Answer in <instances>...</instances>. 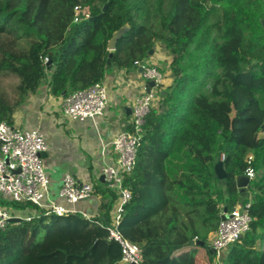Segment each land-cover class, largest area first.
<instances>
[{"label": "trees", "instance_id": "obj_1", "mask_svg": "<svg viewBox=\"0 0 264 264\" xmlns=\"http://www.w3.org/2000/svg\"><path fill=\"white\" fill-rule=\"evenodd\" d=\"M104 3L101 19L89 21ZM75 6H88L90 17L73 22ZM262 19L264 0H0V72L18 79L16 98L0 95V122L13 125L15 112L43 87L63 99L133 68L159 45L170 56L171 81L146 114L134 167L123 177L131 198L120 233L140 247L142 264H215L210 247L208 261L200 250L208 234L224 208L249 202L250 227L219 264H264ZM124 24L109 50L112 32ZM219 161L225 179L215 174ZM248 165L254 177L241 192L236 177ZM173 169L178 193L170 204ZM94 189L102 197L90 219L41 214L0 229V264H118L120 247L106 229L116 195L99 180ZM194 238L203 245L191 244Z\"/></svg>", "mask_w": 264, "mask_h": 264}, {"label": "built area", "instance_id": "obj_2", "mask_svg": "<svg viewBox=\"0 0 264 264\" xmlns=\"http://www.w3.org/2000/svg\"><path fill=\"white\" fill-rule=\"evenodd\" d=\"M73 11V22L81 19V13L85 18L90 17L88 6L84 8L75 6ZM47 61V57L43 59V63ZM134 65L141 68V75L147 83L154 82V87L134 99L130 128L119 132L112 139L111 149L116 157L115 163L102 164L99 167V176H103V183L116 195L110 223L106 229L109 238L120 247V264H142L140 247L124 238L119 230L124 207L131 198L130 190L123 184V177L134 167L144 118L158 98V92L164 90V74L158 66L145 60L135 61ZM107 106L108 90L106 84L100 81L61 99L59 115L60 119L69 122L82 123L90 120L96 125L97 119L105 115ZM48 148L44 135L38 128L21 127L16 120L13 125L5 121L0 122V194L8 201L30 204L32 212L23 217L27 221L41 214L57 216L74 214L78 211L72 208L73 205L90 198L95 192L90 179H81L65 173L56 198H52L49 195L51 177L41 155L46 153ZM246 158L249 163L251 156L247 155ZM17 169L18 173L15 172ZM249 170H252V176L248 175ZM244 174L249 181L253 179L254 171L250 165ZM249 205V202L237 205L225 213L229 216L220 218L210 246L215 253V264H219L223 251L248 231L252 221L248 212ZM80 214L90 219L97 213ZM11 217L18 216L13 215L7 206L0 205V229H4ZM193 240L195 241V238Z\"/></svg>", "mask_w": 264, "mask_h": 264}, {"label": "crops", "instance_id": "obj_3", "mask_svg": "<svg viewBox=\"0 0 264 264\" xmlns=\"http://www.w3.org/2000/svg\"><path fill=\"white\" fill-rule=\"evenodd\" d=\"M169 60L170 56L159 45L154 46L153 53L145 60L158 66L164 74V89L171 81L167 70ZM103 82L108 90V106L105 115L97 119L96 125L90 120L80 123L60 119L61 99H51L46 90L44 93L36 94L39 95L37 98L36 95L32 96L35 99L34 103L29 101L28 105L26 103L24 108L19 109L20 120L15 119L17 124L25 128H38L49 147L43 159L51 177L49 195L54 199L65 173L81 179L93 178L96 181L100 178L99 167L102 164L115 163L116 157L111 149L112 139L119 132L128 129L133 101L146 91L147 84L139 66L126 70H113L106 74ZM28 106L29 111H25ZM40 108H43L42 111ZM176 162L179 165L182 163L177 156L174 157V163ZM177 173L176 169H173L168 176L170 204L177 201L178 189L174 182L178 177ZM99 182L103 184L102 181ZM101 197L102 194L95 189L90 198L76 203L72 208L80 213L94 215L98 212ZM1 201H4V198L0 194V205L9 208ZM9 209L13 215L21 218L32 212L31 208L17 210L10 207Z\"/></svg>", "mask_w": 264, "mask_h": 264}, {"label": "water", "instance_id": "obj_4", "mask_svg": "<svg viewBox=\"0 0 264 264\" xmlns=\"http://www.w3.org/2000/svg\"><path fill=\"white\" fill-rule=\"evenodd\" d=\"M106 8H107V3H104V5L101 8V12L98 15H96V16L90 17L88 20L89 21H94V20L101 19L102 15H103V12L106 10ZM261 22H262V25L264 27V19H262ZM127 29H128V24H124L120 28H118L117 30H115V31L112 32V35H111L110 39L107 42V48L109 50H111V51L114 50L117 40L124 34V32ZM153 50H154V46L148 51V55H151L153 53ZM110 56H111V53L109 54V56L107 58V63L108 64H110ZM151 87H154V82L153 81H149L146 84V92H149ZM163 93H164L163 90L160 91V94L161 95ZM41 155L43 156L44 153H42ZM214 171H215V174L218 177V179H225L226 178V173H225V170L223 168L222 161H219V162H217L215 164ZM15 172L18 173L19 172V169H17ZM99 180L103 182V176H100ZM248 185H249V179H248V177L245 174H241V175H238L236 177V186H237V188L241 192H243L244 190H246L247 187H248ZM223 212H224V214H221L220 215V218L221 219H224L226 216H229V215H226L225 214L227 212V208H224V211ZM20 220H22L21 217H11L9 219V222H17V221H20ZM190 243L191 244L203 245V242L202 241H194V240H191ZM210 251H211V253H213V249H211ZM131 264H136V263H131Z\"/></svg>", "mask_w": 264, "mask_h": 264}, {"label": "rangeland", "instance_id": "obj_5", "mask_svg": "<svg viewBox=\"0 0 264 264\" xmlns=\"http://www.w3.org/2000/svg\"><path fill=\"white\" fill-rule=\"evenodd\" d=\"M17 82H18V79L16 78V76H14V75H9V74H6V73H4V72H0V95L1 94H3V95H5L7 98H9V99H11V100H13L14 98H16V93H15V86H16V84H17ZM45 87H43L42 88V90H41V93H44L45 92ZM33 95H31V96H29L28 98H27V101H26V103H27V105H28V102L30 101V103L31 102H35L34 100V97H32ZM39 95H36L35 97L37 98ZM31 98L33 99V101H31ZM52 99V98H51ZM31 105V104H30ZM45 105V104H44ZM43 105V106H44ZM42 109L43 108H40V111H42ZM24 110V109H23ZM25 111H29V106L28 107H26V109H25ZM48 114H49V112H48ZM20 115V113H19V109L15 112V114H14V119H18L19 116ZM18 120H20V119H18ZM90 180H91V182L94 184L95 183V180L93 179V178H89ZM4 202H6L7 204L6 205H8L9 206V208L10 207H12L13 206V204L12 203H10L8 200H6V199H4ZM212 238H213V232H211V233H209L208 234V237H207V239H206V245H205V247H201V253L203 254V258L206 260V261H208V258H209V256H208V254H207V249L211 246V240H212Z\"/></svg>", "mask_w": 264, "mask_h": 264}, {"label": "clouds", "instance_id": "obj_6", "mask_svg": "<svg viewBox=\"0 0 264 264\" xmlns=\"http://www.w3.org/2000/svg\"><path fill=\"white\" fill-rule=\"evenodd\" d=\"M248 175H249V176H252V175H253L252 170H249Z\"/></svg>", "mask_w": 264, "mask_h": 264}]
</instances>
